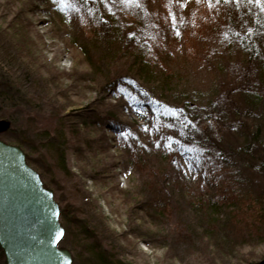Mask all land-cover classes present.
Returning a JSON list of instances; mask_svg holds the SVG:
<instances>
[{
    "label": "rangeland",
    "instance_id": "374dc122",
    "mask_svg": "<svg viewBox=\"0 0 264 264\" xmlns=\"http://www.w3.org/2000/svg\"><path fill=\"white\" fill-rule=\"evenodd\" d=\"M54 1L0 0V74L4 81L16 79L18 89L16 104L9 107L0 101V121L9 123L0 140L9 144V136H20L31 147L33 152L19 148L29 154L28 165L68 217L69 224L59 219L68 230L59 247L70 252L71 264H100L92 242L112 264L262 262L264 223L256 217L264 213V174L259 167L264 153L251 157L243 147L255 127L264 144V84L258 83V73L248 74L238 44L226 32L214 36L219 17L215 6L188 4L189 10L178 15V0H109L104 6L116 28L93 37L84 19L55 12L57 7L68 13L67 0ZM174 18L180 19V34L172 33ZM147 61L153 69H145ZM154 71L170 73L173 80L166 82ZM124 78L139 81L169 104L190 99L207 107L213 121L199 127L202 113L188 112L192 126L181 121L184 126L167 127L169 132H185L168 136L173 147H191L192 169L178 155L177 168H167L168 181L159 180L162 164L149 157L157 155L155 147L141 145L149 156L136 143L137 155L129 156L120 147L102 120L111 112L131 124L134 139L147 141L142 137L146 126L128 111L126 101H117L108 91L111 83ZM247 78L249 89L261 96L259 106L246 104L237 88ZM35 134L48 144L46 149L36 150ZM155 183L169 189L171 207L164 215L150 208L153 191L161 190ZM233 194L248 198L239 210V202L230 201L219 213L197 203ZM246 220L249 227L242 224ZM83 225L91 240L79 232ZM246 228L253 236H246Z\"/></svg>",
    "mask_w": 264,
    "mask_h": 264
},
{
    "label": "trees",
    "instance_id": "16d2710c",
    "mask_svg": "<svg viewBox=\"0 0 264 264\" xmlns=\"http://www.w3.org/2000/svg\"><path fill=\"white\" fill-rule=\"evenodd\" d=\"M46 1L51 2V4L52 2H55L54 0H46ZM178 1L180 2L179 3L174 2L175 4L174 9L178 15H184L189 10L187 9L188 4H190L192 7H194L196 4H202V3L213 4L219 12L217 24L214 26L215 28H213L215 31L214 36L220 34L224 35V32H226L228 34V37L232 38L233 41H235L236 44H238L239 49L241 50V56L242 59L244 60V64H247L248 66L249 69L248 74H251L252 72L258 73V76L256 77L258 83L264 84V0H259V2H257V0H178ZM67 2L69 3L68 13L67 11L66 13L60 12V10L57 9V7L54 9L55 12H57V14L63 16L64 18H67L66 15L68 14L69 18L72 20H74L73 18H75V20L84 19V21L88 23V26H91L90 29H92L93 37L102 33V31H107V32L114 31V29L116 28L114 23L115 21H113V18L111 17V13L110 12L108 13L104 6L105 2H110L109 0H67ZM93 12H96V14H92ZM91 14L92 17L95 16L93 19L90 17ZM98 18H100V20L104 18L106 21L109 22L108 23L109 25L107 24V26H104L100 24V22L102 21H100ZM179 20H180L179 18H174V21L171 23V28L174 30L172 31L173 34L177 32L180 34V31L178 30L179 28L176 27L177 26L176 24H178ZM96 21H99L97 23L99 24V27L97 26V24L94 25ZM231 26L237 28V30L235 31L231 30L232 28ZM207 32L212 33V30L207 28ZM0 48H2V46ZM82 51L90 59V55L87 48L85 47L82 48ZM148 68L153 69V67L147 61L145 69L147 70ZM155 73H158L159 75L161 74V76L164 77L163 80H165L166 82L168 81L170 83L173 80V77L170 73L166 74V72H162V71L160 72L158 71ZM3 75L4 73L0 74V97H1L0 101L3 103L7 102V105L10 107L13 104H16V102H14V100H16V92L18 91V89H16V83H15L16 79L11 81L10 77H8V80L4 81L2 78ZM248 80L249 78H247V83H245L244 79H241L238 83L237 88L242 89V93H244L242 99L246 102V104H250L251 106L254 105V107L259 106L262 100L260 98L261 96L256 91L249 89L248 86L250 85V82H248ZM108 91L117 101L120 100L126 101L127 103L126 102L125 103L128 108V111L134 114L135 117L141 121V127L146 126L145 127L146 132L143 131L142 137H144L147 141L143 142L141 141V139L138 141L134 139L135 137L133 138V132L131 131L130 128L131 124H126L124 123L125 121H120V119L117 116V113L115 114V112H111L102 118L105 125L110 129V131H112L115 134L118 144L122 149H124V151H126V154L128 153L129 156L137 155L139 151L137 147L145 153V150L143 147H141V145H143L144 147L150 150H153V148L155 147L157 151V155L150 154L149 156V154L145 153V156L151 157L153 155V157L158 160V163L162 164L161 166L158 165L159 171L157 173L158 174L157 177L159 180L166 179L168 181L167 177L169 176L170 171H167V168L168 166L171 167L170 165H173L174 167L176 166L177 168L178 164L176 163V159H178V155H182V157H184V161L186 162L187 166L190 169H192L190 160L194 155H192L190 151L191 147L186 146L183 143H178L176 147H173V144H171L172 139L168 136V135L174 136L175 134L180 136L182 133L185 132H179V133L175 131L169 132L168 130L175 129L177 125L184 126L182 122H185L189 126H192V124H190L186 119V115H188V112L202 113L203 119H200L201 123L199 124V127L202 124V122L213 121L214 118L209 117L208 112H206L208 111L207 107L201 105L200 103L191 101L190 99L189 100L183 99L181 101L174 102L173 104H169L163 100H160L152 96L150 93L146 91V89L142 85H140L139 81H136L135 79L132 78L118 79L115 83H111V85H109ZM245 95L246 97L244 99ZM255 128L256 130H254L255 131L254 135L250 136L249 142L247 139L245 140L247 145H245L244 147L246 146L247 147L246 148L243 147L245 153L250 155L251 157H253V155L254 154L256 155L257 153H264V144H262V141L259 139L260 137L259 129L258 127ZM44 133L46 134L47 131H45ZM36 134H35V140H37L36 150L41 151L44 148L46 149V146L48 144L41 142L40 141L41 138L36 137L37 136ZM8 142L9 144L18 147L20 146L25 147L28 151L33 152L29 144L23 139H21L20 136L17 137L9 136ZM135 143L137 147L135 146ZM251 147L252 149L249 152L246 151V149ZM244 151H242L241 153H243ZM62 152L63 151L61 150L58 156L60 162L59 166L63 168ZM24 154H25L26 162L29 164L31 158L29 154L27 153ZM199 159H201V157H199ZM263 160L261 161L259 166L260 172H262V174H264ZM128 162L133 163L131 158L128 159ZM225 168L227 169V171H231L227 166H225ZM175 172H178L180 174V171L178 169H176ZM42 183L44 187L48 188L43 181ZM157 184L158 183H155L154 185ZM157 186H159V184ZM159 187L161 190H158V192L153 191V189H150V191L152 190L154 194H152L149 203L151 204L150 208L153 209L154 211H157L158 213L157 215L160 214L164 215L167 212H170V207H171L169 204V200L167 199V194L169 189L161 186ZM219 187L220 186L217 185V188ZM235 195L238 194H233L230 197L223 195L217 197V199H214L216 198L214 196H210L207 200H205L204 198H202L201 200L199 199L197 203L199 205L207 203V206L211 209L212 213L214 212L219 213V210H222V208H225L231 204L230 201L239 202L238 204V210H239L240 208L243 207L245 200H247L248 198L245 195H241V196H235ZM253 201L256 202L255 199ZM248 207L249 206L246 205V208ZM256 218L257 221L260 220L261 224L264 223V213ZM59 219L64 221V223L68 222L69 224L68 217L65 216L63 211H61L60 209H59ZM242 224L249 227L250 221L246 220ZM84 227H85L84 225L78 227L79 232L81 234L82 232H84L83 234L86 235L83 238H86L87 240H91L92 238L89 237V234L92 233L85 232L86 230ZM63 229H64V235L62 239L59 241V244L65 242L68 234V230L64 227ZM244 233L246 234L247 237L253 236L252 232L247 228L244 229ZM74 235L78 236L79 234L78 235L74 234ZM91 244L92 246H94L93 251L96 252L94 256H96L99 260H101V262H99L100 264H112L111 263L112 258L110 261V256L109 257L103 256L100 249L101 247L99 248L96 247V245H93V242ZM0 258H1L0 264H4V257L1 249H0ZM262 259L263 261L259 262V264H264V258ZM115 264H123V263H121L120 261H116ZM249 264H253V263H249Z\"/></svg>",
    "mask_w": 264,
    "mask_h": 264
},
{
    "label": "water",
    "instance_id": "95a60500",
    "mask_svg": "<svg viewBox=\"0 0 264 264\" xmlns=\"http://www.w3.org/2000/svg\"><path fill=\"white\" fill-rule=\"evenodd\" d=\"M9 127L0 121V133ZM53 192L23 151L0 140V249L4 264H71Z\"/></svg>",
    "mask_w": 264,
    "mask_h": 264
},
{
    "label": "snow or ice",
    "instance_id": "6c2138e0",
    "mask_svg": "<svg viewBox=\"0 0 264 264\" xmlns=\"http://www.w3.org/2000/svg\"><path fill=\"white\" fill-rule=\"evenodd\" d=\"M257 2H259V0H257Z\"/></svg>",
    "mask_w": 264,
    "mask_h": 264
}]
</instances>
